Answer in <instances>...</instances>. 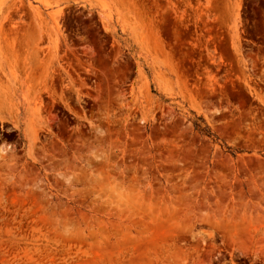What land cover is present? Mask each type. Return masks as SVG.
<instances>
[{"label":"rangeland","instance_id":"374dc122","mask_svg":"<svg viewBox=\"0 0 264 264\" xmlns=\"http://www.w3.org/2000/svg\"><path fill=\"white\" fill-rule=\"evenodd\" d=\"M0 264H264V0H0Z\"/></svg>","mask_w":264,"mask_h":264},{"label":"trees","instance_id":"16d2710c","mask_svg":"<svg viewBox=\"0 0 264 264\" xmlns=\"http://www.w3.org/2000/svg\"><path fill=\"white\" fill-rule=\"evenodd\" d=\"M153 92L155 94H157V92L155 90H153ZM199 121L203 124L201 125L199 123ZM194 129L201 135V136H206L209 138H215V135L212 133V131L210 130V128L204 123V120L202 118H198V121L194 122ZM230 150V149H229ZM230 152V151H229ZM233 154V153H231Z\"/></svg>","mask_w":264,"mask_h":264}]
</instances>
